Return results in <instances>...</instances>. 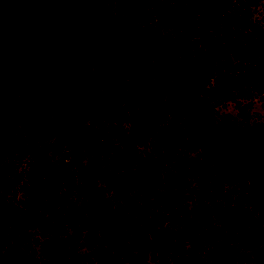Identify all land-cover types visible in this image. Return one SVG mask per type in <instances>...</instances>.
Here are the masks:
<instances>
[{"label":"trees","instance_id":"1","mask_svg":"<svg viewBox=\"0 0 264 264\" xmlns=\"http://www.w3.org/2000/svg\"><path fill=\"white\" fill-rule=\"evenodd\" d=\"M206 2L47 0L37 7L42 20L37 29L40 51L33 57L38 82L49 78L57 90L56 110L41 128L54 141L39 146L19 141L17 149L26 158L19 176L25 180L21 187L32 196L35 208L51 215L52 238L44 241L48 258L55 256L57 247L63 261L73 258L86 230L89 248L102 258L115 253L129 264H152L151 258H158L159 264H232L237 249H214L207 242L215 237L213 231L193 235L186 229L180 234L181 249L173 242L161 248L160 242L152 240L149 224L129 214L134 207L129 193L139 190L149 196L158 184L140 148L146 146L157 121L150 101L160 90L176 93L197 120L194 134L207 158L205 173H196L207 197L199 211L209 214L214 206L218 213L228 210L226 215L237 221L230 227L241 234L246 225H253L251 208L264 212V123L223 120L205 130L206 116L201 114L207 100L237 99L253 90L264 98V22L251 20L249 14L253 7L264 11V0H214V22L205 10ZM243 16L248 24L240 27ZM158 29L163 36L157 37ZM112 52L127 67L124 73L113 71L112 79L119 78L115 82L102 77L109 73L101 61ZM128 54L131 60L127 61ZM87 58L98 59L99 73L78 79L76 66ZM75 84L81 88L74 92ZM106 84H112L110 89H103ZM79 90L82 94L76 93ZM126 112L132 125L127 130ZM50 151L59 152L58 162ZM133 164L134 169L128 170ZM9 177L0 175V233L10 237L20 208L5 198ZM112 185L123 188L116 192L125 199L117 195L119 201L112 202L106 193ZM56 187L66 189L58 200L53 198ZM68 227L75 228V236ZM209 249V255L203 256ZM100 260L110 264L108 259Z\"/></svg>","mask_w":264,"mask_h":264},{"label":"rangeland","instance_id":"2","mask_svg":"<svg viewBox=\"0 0 264 264\" xmlns=\"http://www.w3.org/2000/svg\"><path fill=\"white\" fill-rule=\"evenodd\" d=\"M46 2L47 0H0V175L3 173L10 175L5 198L11 205L20 208L12 221L14 230L12 235L9 237L0 233V264L28 262L29 264H76V262L88 264L90 261L101 264L100 259L103 261L108 259L110 264H129L122 261L115 253L103 258L99 254H93L87 238L84 237L85 234L90 233L86 230L81 232V241L76 246L73 258L68 257L63 261L58 247L54 251L55 256L48 258L49 251L44 241L52 238L53 226L48 223V218H51L50 212L43 213L35 208L31 203L32 196L27 195L28 192L24 191L23 186L21 187L25 180L20 179L19 176L26 158L21 157L18 152V142H22L25 146L30 144L39 146L54 141V138L48 136L41 126L47 124L50 114L56 110L57 90L52 87L49 78L42 83L38 82L36 60L33 58L40 51L41 45L37 29L42 20L37 7H43ZM213 2L214 0H207L205 4V10L212 22L215 20ZM250 10L251 20L264 22V11L261 8L253 7ZM38 12L39 16H37ZM245 24L247 26L248 22L243 16L239 25L243 27ZM213 27L217 29L214 24ZM131 30H134L132 26L130 33ZM163 34L164 32L158 29L157 37ZM250 54L259 57L255 52L250 51ZM126 59L131 60V54H128ZM98 64L97 58H87L77 65L78 79L83 80L90 74L96 77L99 73ZM101 66L111 74L106 73L102 77L107 75L106 78L114 82L119 80L117 77L112 79L114 72L124 73L127 68L114 52L109 54L107 59H102ZM111 86L112 84H106L103 89L108 90ZM77 88L76 84L72 86L74 92ZM89 89L91 88L88 87L87 90ZM76 93L82 94V91ZM154 94L150 101V109L156 112L157 121L152 124L151 137L146 146L140 148V152L147 159V169L153 173L154 180L158 184L149 196L139 190L129 193L128 201L134 206L133 212L129 208V214H133L131 215L133 220L140 219L141 223L149 224L152 240L160 242L161 248L173 242L181 249L184 246V241L180 237L183 230L190 229L193 235H198V231L201 230L205 233L210 230L215 233V237L211 236L207 242L213 244L214 249L224 247L227 250L232 246L237 249L235 256L232 257V264H264V212L251 208L253 225H246L245 233L241 234L237 228L230 227L237 221L226 215L228 210L223 214L218 213L214 211L217 209L214 206L209 214L199 211L201 202L206 201L207 197L201 185L203 181L196 176V173H205L207 158L204 153L205 148L200 147L194 134L197 131V120L176 93L160 90L155 91ZM72 97L75 99L74 95ZM201 114L206 116L202 123L205 130L223 120L244 124L257 121L264 123L263 93L253 90L237 99L207 100V107L201 110ZM130 117L127 112L123 116L126 130L132 126ZM111 124L116 125V121ZM106 126L110 128V123ZM52 149L54 148L50 147V150ZM51 152L49 153L52 154ZM52 159L58 162L59 152L52 154ZM134 166L135 164L128 170L132 171ZM125 179L126 175H123L121 181ZM230 188L228 186V189ZM116 190L121 193L123 188L114 185L106 187V193L114 200L113 203L119 201L115 199L117 195L125 199L123 193L119 195ZM55 192L57 193L53 198L58 200L59 197H64L66 189L56 187L53 189V193ZM19 201L22 204H19ZM40 208L44 209V206ZM183 211L187 214L188 221H184ZM28 216H30L29 220H27ZM67 229L70 230L71 236H75V228ZM232 232L231 237L224 236V233ZM62 237L65 239V236ZM185 244L187 248L189 246L187 241ZM52 246L55 248L54 245ZM206 252L208 253L204 251L203 256L209 255L211 249ZM150 262L159 264L160 260L151 258Z\"/></svg>","mask_w":264,"mask_h":264}]
</instances>
